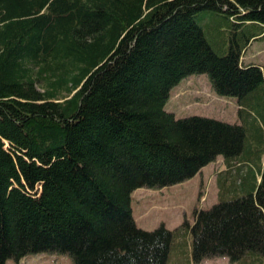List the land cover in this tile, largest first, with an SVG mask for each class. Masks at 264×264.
Instances as JSON below:
<instances>
[{
  "label": "trees",
  "instance_id": "trees-1",
  "mask_svg": "<svg viewBox=\"0 0 264 264\" xmlns=\"http://www.w3.org/2000/svg\"><path fill=\"white\" fill-rule=\"evenodd\" d=\"M203 10L220 16L225 52ZM258 38L264 0H0V264L40 252L169 264L184 233L193 264H264V161L247 127L165 109L175 85L206 73L264 136V66L242 58ZM219 155L218 202L174 229L137 225L136 188L184 181Z\"/></svg>",
  "mask_w": 264,
  "mask_h": 264
},
{
  "label": "rangeland",
  "instance_id": "rangeland-1",
  "mask_svg": "<svg viewBox=\"0 0 264 264\" xmlns=\"http://www.w3.org/2000/svg\"><path fill=\"white\" fill-rule=\"evenodd\" d=\"M206 17L204 28L210 30L208 39L214 49L222 53L227 50L226 34L220 16L210 11H201ZM208 30V31H209ZM243 61H254L264 66V38L253 40L244 50ZM186 87V88H185ZM264 94V89H262ZM236 96L216 94L206 73L191 74L174 86L165 104L167 111L175 116L201 115L217 118L230 123L245 124L249 137V150H256L255 156L264 161V136L254 134L253 112L240 111ZM264 111V107H263ZM255 122V121H254ZM263 130L264 125L260 122ZM248 140V139H247ZM248 149V148H247ZM258 159V158H256ZM227 168L224 157L204 167L189 179L164 187H138L132 193L133 216L143 229H154L164 224L169 229L185 220L193 223L194 210L207 209L219 201L221 174ZM221 173V174H220ZM223 177V176H222ZM202 193V194H201ZM176 235L170 251L169 264H193L190 260L192 238L190 233ZM6 264H75L72 258L58 252L27 254L20 259L10 258ZM199 264H239L230 261L226 255L208 257Z\"/></svg>",
  "mask_w": 264,
  "mask_h": 264
},
{
  "label": "crops",
  "instance_id": "crops-1",
  "mask_svg": "<svg viewBox=\"0 0 264 264\" xmlns=\"http://www.w3.org/2000/svg\"><path fill=\"white\" fill-rule=\"evenodd\" d=\"M185 88H186V87H185ZM209 164H210V163H209ZM209 164H207V165H209ZM207 165H206V166H207ZM206 166H204V167H206ZM204 167L202 168V170L204 169Z\"/></svg>",
  "mask_w": 264,
  "mask_h": 264
}]
</instances>
